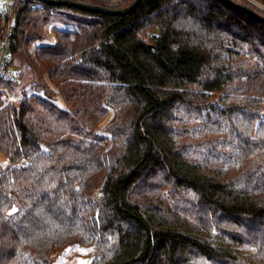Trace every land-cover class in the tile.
<instances>
[{"label":"trees","instance_id":"16d2710c","mask_svg":"<svg viewBox=\"0 0 264 264\" xmlns=\"http://www.w3.org/2000/svg\"><path fill=\"white\" fill-rule=\"evenodd\" d=\"M36 3L16 8L18 80L0 81V264L72 246L91 264H264V12ZM54 21L77 29L44 43Z\"/></svg>","mask_w":264,"mask_h":264},{"label":"rangeland","instance_id":"374dc122","mask_svg":"<svg viewBox=\"0 0 264 264\" xmlns=\"http://www.w3.org/2000/svg\"><path fill=\"white\" fill-rule=\"evenodd\" d=\"M244 5H251L261 11L264 12V6L256 0H237ZM59 11H63L62 9H58ZM77 27L74 23H65L63 21H54L47 27V37L44 43H55L56 42V31H74ZM41 43H36L34 47L40 45ZM2 90L5 92V98L8 102H18L20 100L21 94L20 87L15 89V92H11L8 87H1ZM27 92L29 94L33 93V90L28 87ZM61 107H64L62 100L59 98L56 101ZM112 119V115L107 120L106 124L109 120ZM105 124V125H106ZM105 125L102 126L104 129ZM0 163L3 166H7L8 160L6 156L0 152ZM95 256V249L94 248H86L81 246H72L69 247L59 253H55L53 256L54 264H91Z\"/></svg>","mask_w":264,"mask_h":264},{"label":"built area","instance_id":"2783aa9c","mask_svg":"<svg viewBox=\"0 0 264 264\" xmlns=\"http://www.w3.org/2000/svg\"><path fill=\"white\" fill-rule=\"evenodd\" d=\"M31 1L32 0H0V81L10 82L18 80L17 64L10 52L11 38L15 28L17 6ZM36 1L35 7L44 6L42 1ZM99 1L114 5L123 2V0Z\"/></svg>","mask_w":264,"mask_h":264},{"label":"water","instance_id":"95a60500","mask_svg":"<svg viewBox=\"0 0 264 264\" xmlns=\"http://www.w3.org/2000/svg\"><path fill=\"white\" fill-rule=\"evenodd\" d=\"M38 1H42V2L47 3V4L69 5V6H73V7H77L80 9L87 10V11L92 12V13H103V14H109V15L126 16V15L132 13L133 11H135L139 7L140 3L143 0H134V2L132 4H130L128 7L121 9V10L110 9V8L102 7V6H98V5H90V4H85V3H81V2H75L73 0H38ZM225 1L228 2L229 4H231L232 6L243 10L244 12H246L248 14L259 17V15L256 14L250 6L238 5V4L234 3L232 0H225ZM262 20L264 21V18H262Z\"/></svg>","mask_w":264,"mask_h":264},{"label":"snow or ice","instance_id":"6c2138e0","mask_svg":"<svg viewBox=\"0 0 264 264\" xmlns=\"http://www.w3.org/2000/svg\"><path fill=\"white\" fill-rule=\"evenodd\" d=\"M12 211H13V212H15V211H16V209H13Z\"/></svg>","mask_w":264,"mask_h":264}]
</instances>
